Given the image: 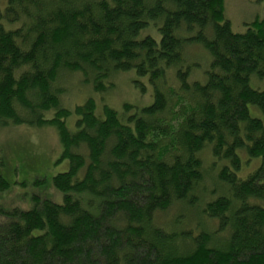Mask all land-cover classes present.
<instances>
[{"label":"trees","instance_id":"obj_1","mask_svg":"<svg viewBox=\"0 0 264 264\" xmlns=\"http://www.w3.org/2000/svg\"><path fill=\"white\" fill-rule=\"evenodd\" d=\"M6 1L0 126L55 127L68 170L62 202L0 220V264H264V19L235 32L224 0ZM133 70L151 105H63L69 79L101 92Z\"/></svg>","mask_w":264,"mask_h":264},{"label":"rangeland","instance_id":"obj_2","mask_svg":"<svg viewBox=\"0 0 264 264\" xmlns=\"http://www.w3.org/2000/svg\"><path fill=\"white\" fill-rule=\"evenodd\" d=\"M224 2L226 18L231 22L235 32L244 33L253 21L264 19V0H224ZM6 5V0H0V13L4 12ZM146 34L153 36L157 41L160 40L158 27L154 25L142 32V36ZM185 55L190 63L197 65L194 67L191 79L204 82L210 62L208 51L200 45H192L185 51ZM170 76L173 78V74ZM71 79L65 85L62 101L63 105L72 111L90 98L96 101L98 111L104 105L117 110H122L124 104L142 108L151 105L154 100V86L150 77L140 76L134 70L103 81L105 90L101 92L94 86L86 84L82 76L78 75L77 78ZM253 86H255L254 82ZM76 119L77 116L73 113L66 120L70 129H75ZM62 153L57 131L51 125L40 128L0 126V175L9 184L5 191L0 192V220H4L7 216L6 212L12 209H31L38 198L62 202V195L53 185L54 176L68 170V163L60 160ZM207 160L210 161L209 156ZM208 161L205 163L206 168L209 166ZM257 161L260 164V159ZM255 167V164L250 165L242 177L253 172ZM165 222L169 221H160V223Z\"/></svg>","mask_w":264,"mask_h":264}]
</instances>
